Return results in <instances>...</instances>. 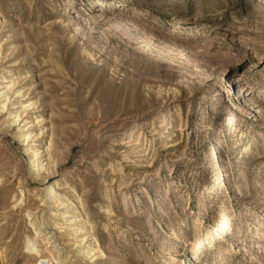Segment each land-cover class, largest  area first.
<instances>
[{"label":"rangeland","instance_id":"rangeland-1","mask_svg":"<svg viewBox=\"0 0 264 264\" xmlns=\"http://www.w3.org/2000/svg\"><path fill=\"white\" fill-rule=\"evenodd\" d=\"M41 260L264 264V0H0V264Z\"/></svg>","mask_w":264,"mask_h":264},{"label":"bare ground","instance_id":"bare-ground-1","mask_svg":"<svg viewBox=\"0 0 264 264\" xmlns=\"http://www.w3.org/2000/svg\"><path fill=\"white\" fill-rule=\"evenodd\" d=\"M240 82H244V79L242 78V80H241V77L239 76V77H236V78H234V82H233V84H238V83H240ZM233 114H235V117H236V120L239 118V116H240V114L238 113V112H234ZM210 153H211V151H210ZM35 158V157H34ZM36 162H35V160L33 161V164H35ZM49 192V191H48ZM49 194V196L50 197H52L53 195L52 194H54L53 193V189L48 193ZM55 198V197H54ZM206 198V197H205ZM199 199L200 200H202L201 199V195L199 196ZM218 220H220V216H218L217 218H216V221H218ZM78 221V220H77ZM228 223H229V214H227V219H226V225H224L223 223H222V229H221V233H223V232H225V231H228ZM195 247H197L196 248V252H195V254H197L199 251H200V249L203 247L204 248V250H203V252L202 253H200L199 255H197L194 259L195 260H197L203 253H204V251L206 250V242L204 241V240H201L200 242H198V244L195 246ZM194 247V248H195ZM193 248V249H194ZM199 248V249H198ZM198 249V250H197ZM83 251V250H82ZM40 264H54L52 261H47V260H41V262H40Z\"/></svg>","mask_w":264,"mask_h":264}]
</instances>
